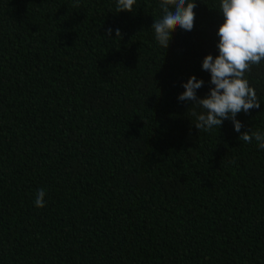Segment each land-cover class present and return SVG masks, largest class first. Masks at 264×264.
<instances>
[{"label": "trees", "instance_id": "1", "mask_svg": "<svg viewBox=\"0 0 264 264\" xmlns=\"http://www.w3.org/2000/svg\"><path fill=\"white\" fill-rule=\"evenodd\" d=\"M219 3L163 48L159 0H0V264H264V149L177 101L209 92ZM245 78L264 132V61Z\"/></svg>", "mask_w": 264, "mask_h": 264}, {"label": "clouds", "instance_id": "2", "mask_svg": "<svg viewBox=\"0 0 264 264\" xmlns=\"http://www.w3.org/2000/svg\"><path fill=\"white\" fill-rule=\"evenodd\" d=\"M117 12H133L137 0H116ZM196 0H159L162 16L154 20L151 29L156 41L164 48L171 37V30L190 32L194 27ZM219 11L223 23L218 27L216 47L218 55H206L201 64L203 71L210 74L209 92L198 97V90L204 86V80L195 75L182 82L184 89L177 96L178 102H192L201 109L193 112L196 118L195 128L210 131L220 128L225 120L231 121L233 130L240 133L239 139L251 143L254 139L259 149H264V132L241 133L243 123L236 119L241 112L247 114L251 109H259L256 90L245 78V72L253 65L264 61V0H220ZM113 29H108L111 35ZM115 34L120 33L119 28ZM46 191H37L34 205L43 208L46 205Z\"/></svg>", "mask_w": 264, "mask_h": 264}]
</instances>
